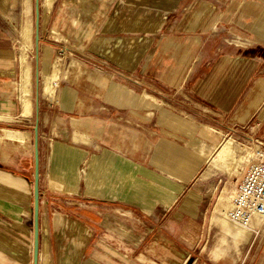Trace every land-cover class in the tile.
I'll list each match as a JSON object with an SVG mask.
<instances>
[{
    "label": "crops",
    "instance_id": "crops-1",
    "mask_svg": "<svg viewBox=\"0 0 264 264\" xmlns=\"http://www.w3.org/2000/svg\"><path fill=\"white\" fill-rule=\"evenodd\" d=\"M23 8L0 0V264L34 262ZM44 27L39 68L64 47L86 62L38 101L39 264H264L262 225L239 257L199 248L219 131L264 141V0H55Z\"/></svg>",
    "mask_w": 264,
    "mask_h": 264
},
{
    "label": "rangeland",
    "instance_id": "rangeland-1",
    "mask_svg": "<svg viewBox=\"0 0 264 264\" xmlns=\"http://www.w3.org/2000/svg\"><path fill=\"white\" fill-rule=\"evenodd\" d=\"M33 2V7H34V2L35 0H32ZM23 21L22 23L18 24L15 35L16 38L18 39V47H19V56H20V65H21V70L23 68L22 64V55H23V49L26 50L27 56H28V64L30 66V71H31V76L33 79V83L31 85V90H32V103L35 100V67H36V51H35V12L34 8L32 11V4L30 0H24V8H23ZM42 13H41V22H42ZM23 25H30V28L32 30V46L30 45H25L21 42V34L23 30ZM53 37L52 33H48V31L45 29H41V38L46 39L47 37ZM54 39V38H53ZM44 44H42V39H40V57L44 55ZM23 47V48H22ZM72 48L67 49V47H64V51H57V53L54 55V59L51 64H55L59 59L58 57H62V60L60 61V68L62 69L61 73V80L60 82L65 78V71L67 67H69L71 64H73L70 67V72L71 70L75 69L78 70L79 67L84 68L85 67V59H79V57H76L75 52L77 51L75 46H73V55H69V52ZM51 64L48 65L46 68V71L50 70ZM42 66L40 68L41 72V96L43 101L51 102L54 103V101L57 99V87L55 88V100L51 101L48 100V95L45 94V89L47 86L53 87V84L51 82V79L46 76L42 75L43 72ZM21 76V74H20ZM42 77L44 78V81H42ZM128 77V76H126ZM130 78V77H129ZM132 79V78H130ZM59 82V83H60ZM20 83V77L18 81V87ZM58 83V85H59ZM33 110V108H32ZM32 113V112H31ZM220 136H221V144H224L228 142L230 139H233L234 141V148L237 153V155H243L244 147L248 146L250 147L251 144L250 138L254 140H257L258 138L253 137L252 135L245 134L244 132L241 134L236 133L237 131L232 128L231 130L227 132L219 131ZM238 134V135H236ZM260 140V139H259ZM262 141V140H261ZM252 142V141H251ZM254 147L255 150V145L251 146ZM216 158V151L215 155L213 157V163L216 165L219 171H216L213 173V177L209 179L206 184L203 186V189L207 195V198L209 199V202L206 206V212L208 213V219H209V224L211 225L210 231L207 233L206 237L204 238L202 243L200 244L201 249H204L205 247V257L209 255V257H212L211 255H215V257H229L232 252V254L236 256H240L241 254V242L246 240V238L250 237L251 233L253 232V229L258 227L260 224L257 221H254L251 225L252 227V232H250L249 235H246L242 233L239 229L240 227L238 225H235L233 222L228 219L224 213L227 212L228 206H230V196L233 195V193L236 192V189L241 182L242 179V174L240 177L236 176L232 179L229 178V175L223 171L219 167V165L215 162ZM264 226V225H263ZM232 250V251H231ZM208 259V258H207ZM225 264H228V262H225Z\"/></svg>",
    "mask_w": 264,
    "mask_h": 264
},
{
    "label": "bare ground",
    "instance_id": "bare-ground-1",
    "mask_svg": "<svg viewBox=\"0 0 264 264\" xmlns=\"http://www.w3.org/2000/svg\"><path fill=\"white\" fill-rule=\"evenodd\" d=\"M54 3H55V0H41V13H42V19L44 23L48 21V18H49L50 12L53 9ZM53 37L54 39L60 40V37L57 35L56 31H53ZM21 42L25 45L32 46V30L30 28V25H23V30L21 34ZM58 59L59 60L55 62V64H51L50 70L43 71V74L48 76L51 79V82L53 84V87L47 86V88L45 89L46 90L45 94L48 95L47 99L51 101L55 100V97H54L55 92H56L55 88L58 86V83L61 80L62 69L60 68L59 65H61L60 61L62 60V57H58ZM22 64H23V68L21 70L19 92H20V98H21L22 106H23V115L30 116L32 112V108H33V103L31 99L32 98L31 85L33 83V79L31 76L30 66L28 64V56H27V52L25 49H23ZM42 81H44L43 77H42ZM233 144H234L233 139H230L228 142L219 145L216 149V158H215V162L219 165L221 169H223V171H225L229 175L230 179L236 176L238 177L241 176L242 174L241 169H245V167L249 165V163L251 162V157L254 155V152H255L254 149H249L248 147H244V149L242 150L244 151V154L237 155ZM234 194L235 193H233V195L230 196V206H228L227 212L224 213V215L228 219H230L228 217V212L232 206V199L234 197ZM254 221H257L260 224H262V221L257 217H253L248 226L239 225L237 223H234L233 221L231 222H233L235 225H238L240 227L239 230L242 233L249 235L250 232H252L251 225ZM47 261H48V258H47ZM45 262L43 261V263Z\"/></svg>",
    "mask_w": 264,
    "mask_h": 264
},
{
    "label": "built area",
    "instance_id": "built-area-1",
    "mask_svg": "<svg viewBox=\"0 0 264 264\" xmlns=\"http://www.w3.org/2000/svg\"><path fill=\"white\" fill-rule=\"evenodd\" d=\"M253 142L250 138L249 143L256 147L254 155L249 165L241 169L243 176L228 212L231 221L243 226H248L253 217L259 218L264 225V141ZM251 146L246 147L254 149Z\"/></svg>",
    "mask_w": 264,
    "mask_h": 264
},
{
    "label": "water",
    "instance_id": "water-1",
    "mask_svg": "<svg viewBox=\"0 0 264 264\" xmlns=\"http://www.w3.org/2000/svg\"><path fill=\"white\" fill-rule=\"evenodd\" d=\"M35 96H36V125L34 128V151H35V184H34V262L39 264L40 249V155H39V97L41 94V72L39 68L40 59V39H41V0H35Z\"/></svg>",
    "mask_w": 264,
    "mask_h": 264
}]
</instances>
